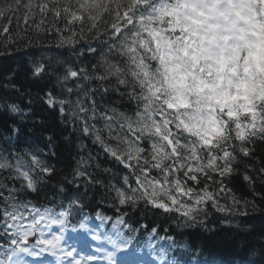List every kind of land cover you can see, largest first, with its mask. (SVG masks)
Masks as SVG:
<instances>
[{"label":"snow or ice","instance_id":"obj_1","mask_svg":"<svg viewBox=\"0 0 264 264\" xmlns=\"http://www.w3.org/2000/svg\"><path fill=\"white\" fill-rule=\"evenodd\" d=\"M21 7L24 24L31 19L23 35L12 32L11 17L0 11V19L8 20L0 26V58L19 60L21 68L31 63L26 83L2 84L28 97L27 110L4 99L13 114L8 130L16 135L28 129L47 151L30 153L31 166L22 159L14 165L0 161V169L16 173L0 177V248L6 255L0 264H27L18 254L53 258L40 264H92L94 253L80 255L63 245L65 230H75L73 221L93 201L102 223L112 219L103 207L111 203L115 210L116 231L106 237L112 247L104 256L107 264H140L123 231L135 230L129 218L140 213L145 220L163 215L178 228L199 232H211L210 224L232 226L237 218L243 224L264 220V0H23L15 10ZM33 48L75 56L57 79L59 93L52 88L49 65L23 59L36 54ZM98 52V64L80 63L85 53ZM34 101L46 116L32 108ZM83 137L126 174L103 182L89 172L95 157L85 154ZM62 153L75 167L58 173L51 161L59 162ZM58 175L64 179L56 180L52 191L63 196L59 204L50 201L55 206L41 211L21 198L39 197L38 183ZM236 177L251 199L230 186ZM16 179L23 181L19 189L7 183ZM101 185L103 192L92 191L88 199ZM257 233L264 237V228L249 235ZM165 238L175 243L172 236ZM245 264H264V246L258 259Z\"/></svg>","mask_w":264,"mask_h":264},{"label":"trees","instance_id":"obj_2","mask_svg":"<svg viewBox=\"0 0 264 264\" xmlns=\"http://www.w3.org/2000/svg\"><path fill=\"white\" fill-rule=\"evenodd\" d=\"M17 3L22 4L23 0H0V11L5 12V17H11L12 32L14 34L23 35L26 27L31 25V19L29 20V25L24 24L23 17L25 9L21 7L19 11H16L15 6ZM9 5L13 6L11 11L7 10ZM16 17H20V19L17 20ZM7 23L8 20L6 18L0 19V26H4ZM101 27H103V25H101ZM28 35L33 36V39L35 38L31 31L28 32ZM33 51L36 52L34 56L30 58L24 55L23 59L25 61H42L46 65H49L48 74L51 75L52 88L59 93L60 85L57 83V79L64 74L69 59L73 62L76 61L75 56L58 57L55 56L53 52L38 51L35 48H33ZM100 61L101 53L98 52L96 56L85 53V57L80 63L98 64ZM80 63H77L78 67ZM53 69H56V71L53 72ZM26 71L30 77L31 63L26 65L25 68H21L19 60L13 61L7 58H0V73L3 74V78L0 79V161L7 158V160L14 165L17 159H22L26 165L31 166L32 161L30 153L35 152L42 155L43 151L47 150L44 149L42 142H37L28 135V129L26 128L21 129L20 133L12 135L8 129L11 127V117L13 114L7 111L3 102L4 99H7L9 102H15L21 108L27 110L26 105H28V97L17 96L12 93L10 89H4L2 87V84L7 79L16 80L18 85L26 83ZM92 87H95V85H92ZM25 91H28V89H25ZM30 91L35 95V88H32ZM32 108L40 112L42 116L47 115V112L41 110L38 102L34 101ZM122 110L126 111L127 109L124 108ZM15 119L20 121L19 116H16ZM96 124L98 127H102L103 121L98 119ZM104 134L107 137L106 131ZM82 139L83 143L87 145L85 154L90 151L95 157V162L92 167L88 169L89 172L103 182L119 180L126 174L127 170L105 153L99 145L94 144L91 138L83 137ZM51 163L55 164L58 173H64L65 168L70 164L72 167H75V161L67 153L61 154L59 162L53 159ZM97 164L99 165L98 168L96 167ZM258 166L257 163V167ZM105 169H109L110 171L105 172ZM9 175H16V173L12 169H0V177H7ZM63 179V175H58L51 181H41L37 185L41 193L39 197L33 193L30 196H22L21 198L31 200L40 208L54 207L55 205L49 202L54 200L56 204H59L63 200V196L56 195L52 190L53 188H58L56 180ZM7 183L10 187L15 186L19 189L23 181L22 179H16L9 180ZM45 184L47 186H45ZM230 186L235 190L237 196H247L251 199L249 194L250 190L244 184L241 177L234 178ZM103 190V185L98 189H91L88 199H92V191L102 193ZM68 191L70 192L71 188H69ZM81 191H83V188H81ZM97 199H99V196H97ZM94 208L95 201H93L89 208H85L84 210L95 213V211H93ZM102 212L104 216L112 218L110 221L112 224L115 223V210L111 203L105 205ZM216 215L218 216L219 214ZM251 215L259 217L260 213H251ZM135 221H138V223H135ZM129 222L133 224L135 230L128 232L127 229H124L123 231L127 233L126 236L135 237L138 243L151 249L156 255L165 252L166 255L163 256V260L176 262V264H245L246 261L258 259L261 254L262 246H264V237H261L258 233L251 236L249 235L253 228H264V220L262 219H256L252 224H243L240 222V219L237 218L232 226L219 223L215 225L210 224L209 227L213 229L211 232H199L196 230L178 228L171 219H167L163 215L153 217L149 214L148 218L145 220L143 219V213H140L137 216L130 217ZM236 224L240 225L239 228H236ZM144 225H146V227H144ZM153 227H158V232L153 233L151 231ZM165 229H168V231L166 232ZM180 233H183V235ZM166 236H172L175 243L166 239ZM246 254L249 256L248 259L244 258Z\"/></svg>","mask_w":264,"mask_h":264},{"label":"rangeland","instance_id":"obj_3","mask_svg":"<svg viewBox=\"0 0 264 264\" xmlns=\"http://www.w3.org/2000/svg\"><path fill=\"white\" fill-rule=\"evenodd\" d=\"M257 57L256 56H253V60L254 61H257ZM51 229H45V232L47 233V231H50ZM66 231V230H65ZM81 231V230H80ZM78 232V231H77ZM85 233L83 234L84 236H89V234H90V230L89 229H86L85 228V231H84ZM80 233V232H79ZM78 233V234H79ZM78 234H76V236L78 235ZM65 235V234H64ZM72 239H74V237H69L68 235H67V233H66V236H64V240H65V242L66 243H64V247H74L75 249H76V244L74 243V242H69L70 240H72ZM76 242H77V244L79 245V246H81V247H84L85 249H90L88 246H86L85 245V243L82 241V240H80L79 238H77L76 239ZM92 250H95L96 252H103V256H105V253L107 252V251H111L112 250V247L110 246V247H103V248H99V247H95L94 249H92ZM136 254H137V260L140 262V264H154V260H153V256H149V254L148 253H141V252H138V251H136ZM19 255V254H18ZM82 255H84V254H82ZM22 256V258H23V260H24V257H27L28 259H31L32 261H34V264H40V262L41 261H39V259H42V258H50L51 260L53 259L52 257H50V256H48L47 254H43L42 256H40V257H29V256H23V255H21ZM95 257H96V259H95V261L97 260V255L95 254ZM92 264H94V263H92ZM155 264H160V263H155Z\"/></svg>","mask_w":264,"mask_h":264},{"label":"bare ground","instance_id":"obj_4","mask_svg":"<svg viewBox=\"0 0 264 264\" xmlns=\"http://www.w3.org/2000/svg\"><path fill=\"white\" fill-rule=\"evenodd\" d=\"M248 257H249L248 254H246V255L244 256L245 259H248Z\"/></svg>","mask_w":264,"mask_h":264}]
</instances>
